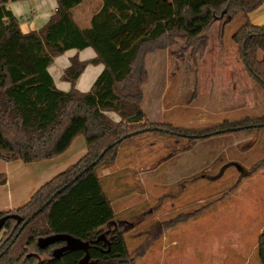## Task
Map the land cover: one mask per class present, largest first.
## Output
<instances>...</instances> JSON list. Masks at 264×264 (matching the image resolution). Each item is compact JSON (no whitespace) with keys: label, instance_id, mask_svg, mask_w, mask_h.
<instances>
[{"label":"trees","instance_id":"trees-1","mask_svg":"<svg viewBox=\"0 0 264 264\" xmlns=\"http://www.w3.org/2000/svg\"><path fill=\"white\" fill-rule=\"evenodd\" d=\"M13 1L20 0H0V159L49 160L80 135L86 152L41 184L26 202L0 212V218L7 214L22 218L20 222L8 218L0 229V264H132L124 230L115 226L112 201L97 172L100 165L115 162L118 146L155 131L202 139L264 128V115L225 119L200 129L143 120L146 56L180 42L196 63L209 45L207 31L217 24L221 41L226 26L241 15L243 22L233 32L232 43L249 77L264 93V26L248 20L264 0H101L87 27H80L73 17L83 0H56L43 27L26 32L8 6ZM89 47L95 57L72 56L62 75L70 88H57L48 70L54 57ZM89 64H102L103 69L82 92L75 82ZM108 112L119 119H111ZM137 112L140 119L127 122ZM262 167L264 159L249 171ZM5 181L6 175L0 173V185ZM201 208L178 215L173 223L201 213ZM256 253L264 264V228Z\"/></svg>","mask_w":264,"mask_h":264},{"label":"rangeland","instance_id":"rangeland-1","mask_svg":"<svg viewBox=\"0 0 264 264\" xmlns=\"http://www.w3.org/2000/svg\"><path fill=\"white\" fill-rule=\"evenodd\" d=\"M24 2L27 7L22 8L17 17L20 29L24 32L43 27L46 22L42 24L30 11L35 7L39 13L37 5L30 0ZM37 2L44 4V9L48 8L45 5L48 0ZM241 19V15L236 16L228 25V32H234ZM206 34L208 54L218 50V25L214 24ZM180 46L169 49V61L164 57L151 61L159 53L147 57L148 78L143 85L141 103L143 120L200 129L215 125L225 117L241 119L264 115V93L249 77L238 54L228 58L233 61L232 66L229 63L214 68L207 65L199 71L196 91L188 83L190 74L193 80L194 61L189 52H181ZM73 54L69 51L54 57L51 71L57 84L63 74L60 71ZM162 76L164 82L168 79L173 84L171 96L167 98V101L171 99L170 105L164 104L165 110L160 106L163 91L161 87L157 89L163 82ZM199 91H205L201 108L194 106ZM209 93L226 100L221 104L222 112L214 113L218 103L212 102ZM107 114L117 119L115 113ZM80 142L84 144L81 135L75 139L71 154L76 152ZM73 157L75 159L76 154ZM262 159L264 128L202 139L155 131L121 143L115 162L100 165L97 172L112 201L115 226L120 225L124 230L126 246L134 257L132 264H260L256 244L264 228V167L241 178L239 168L249 171ZM67 161V157H63L17 170L9 163L10 172H6L11 179V192L21 189L18 198L28 191L34 192L63 171ZM5 165L6 161L0 160V169ZM199 208L201 213L173 223L178 215Z\"/></svg>","mask_w":264,"mask_h":264},{"label":"crops","instance_id":"crops-1","mask_svg":"<svg viewBox=\"0 0 264 264\" xmlns=\"http://www.w3.org/2000/svg\"><path fill=\"white\" fill-rule=\"evenodd\" d=\"M24 1H27V0L13 1V2H9L8 3L9 8L11 9V11L13 12V14L16 17H18V15L21 12L22 8L27 7V4H24L26 2H24ZM30 1L31 2L33 1V3L36 4L37 8L39 9V13H37L38 10H36L35 7H33V8L31 7L30 11L34 14L33 17L40 18L42 20V24L47 22L49 17L53 14V12H54V10L56 8V0H48V4L47 3L45 4L46 6H48L47 9H44L43 8L44 4L41 5L40 2H37V0H30ZM100 6H101V0H83L73 10V17H74L75 22L80 27L89 26L90 18L92 16V14ZM248 20L253 25L264 26V2L256 10H254L253 12H251L249 14ZM242 22H243V20L241 19V23H239V24L241 25ZM19 26H20V24H19ZM38 29L39 28L35 27L33 29H30V30H38ZM24 32H26V31H24ZM232 32L233 31L228 32V25H227L226 28H225L224 35H223L221 41H219V39H218V43H219V45L217 47L218 50H212V53H208L207 54L206 53L207 49H206V52H205L204 56L199 58V59H197L196 63H194L193 80H192V77H191V74H190L189 77H188V83H190V85H192L193 89H195L196 91H197V88H198V87L196 88V86H197L196 84H197V81L199 80L198 73H199V71L201 72V70L204 67H206L207 65H210L209 67L214 68V67H217V66H221L223 63H229L230 65L233 63V61L231 59H228V58H232L233 55H237L238 54V50L235 47V45L232 43V39H229V38H231V36L233 34ZM228 35H230V37ZM176 45H181L180 47L182 49V44L180 42L177 43ZM176 45H174V46H176ZM69 51H72V53H75V54H73V55L68 57L67 65L64 66L63 69H62L63 71H60V72H64V69L69 64V59L72 56H74V55H77L80 60H86V59H90V58L95 57V52L90 47L89 48H85L83 50L70 49V50H67L66 52H69ZM169 52L170 51L168 49V50H162V51H156V52L150 53V54H148L146 56V60H147V57L149 55H153L155 53H159V54H158V56H154L153 58H151V61L152 60L156 61V59H158L160 57L161 58L164 57V58L168 59ZM181 52L183 54L186 53V51H184L183 49L181 50ZM83 53H86V54H83ZM146 60H145V65H146ZM167 61H169V59ZM51 65L48 67V70H49V72H50V74H51V76L53 78L55 86L57 88L61 89V90H68L70 88V84L62 79V75L63 74L60 75L61 76L60 77L61 82L59 84H57L55 82L54 76L52 75V71H51ZM89 66H92V67L88 69ZM57 69H59V68H56V71L59 73V71ZM102 69H103V65L102 64H96V65L89 64V65H87L85 67L84 71L82 72V74L76 80L75 88H77L78 90H80L82 92L89 90L91 85L93 84L95 78L97 77V75L100 73V71ZM88 70H90V73L86 74V72H88ZM162 77H163V82H164V80H165L164 76H162ZM219 78L222 81H224V79L222 77H219ZM220 79H219V82L221 81ZM184 81H185V78H184ZM163 82L161 83V86H158L157 89H160V87H161V90L163 91V94L161 92L162 96H161L160 106H164L163 110H165V105L164 104L170 105V100L171 99H169V101H167V98L171 96L173 84L170 83L168 79L164 83ZM210 83L212 84L213 82H210ZM207 84H208V82L206 83V85ZM211 88L215 89L216 87L211 85ZM197 94H198V96L196 97L194 106L201 108L200 106L203 105V99H204L205 91H199V92H197ZM209 97L212 99V102L214 100V101H216L218 103V105L215 106L217 111L214 112V113L222 112L221 109L224 108L223 102L225 103L226 100L223 101L221 96H219V98H217L216 95H211ZM245 100L247 102V101H249V98H245ZM221 104H223L222 107H221ZM161 111H162V109H161ZM118 119L119 118L117 116L116 120H118ZM225 119H227V117H225ZM225 119H222L221 121H223ZM168 120L169 119L167 118V121ZM229 120H236V119H229ZM221 121H219V122H221ZM158 122L159 121H156V123H158ZM75 139L71 143L70 147L64 153H62L61 155H59V156H57L55 158H52V159H49V160H44V161H46L45 163H49V162L51 163V162H54V161L59 160L61 158L63 159V157H67L68 161L65 163V166L68 167L69 165L74 163L76 160H78L81 156H83L85 154V152H86L85 142H84V144L82 142H80L78 144V149L76 150V152L75 153L73 152V154H71L72 153L71 149H72V146H73V143H74ZM74 154H76L75 159H73L74 158L73 157ZM0 160H2V159H0ZM6 163H7V165H5L2 169H0V173H4L6 175L5 183L0 185V212H6V211H10V210L15 209L19 205L23 204L22 203L23 200H24V202H26L29 199V197L32 195V193H33L32 191H28V193L25 196L22 195L20 198H18L21 195V193H20L21 189H18L17 192H14V191L11 192V189H12L11 186H10L11 179L8 178V174L6 172V171L10 170V164L9 163H12L11 167H13V169L16 168V170H17V169H25L26 167L29 168V167H32V166H36L39 163H41V161L33 162V163H23L21 161H10V162L6 161ZM67 167H65V168H67ZM8 172H10V171H8ZM20 181H21V179L18 178L17 183H18L19 186H21V184H22V183H20ZM30 192H31V194H30Z\"/></svg>","mask_w":264,"mask_h":264},{"label":"water","instance_id":"water-1","mask_svg":"<svg viewBox=\"0 0 264 264\" xmlns=\"http://www.w3.org/2000/svg\"><path fill=\"white\" fill-rule=\"evenodd\" d=\"M140 117H141V112H137L134 116L128 117V118H127V122L138 121V120L140 119ZM129 135H131V134H129ZM129 135H128V136H129ZM182 135H185V134H182ZM101 155H102V153L98 156V158H97L95 161H93V162L91 163V165H94V164L98 161V159L101 157ZM239 170H240V176H239V178H241V177L244 176V175H248V174L250 173V171H245V170L242 169V168H239ZM81 173H82V172L78 173V174L75 176V178L79 177V176L81 175ZM59 191H60V190H57V191L52 195V197H53L55 194H57ZM8 218H14V219H16V220L19 221V222L22 220V218H21L19 215H17V214H7V215H5V216H2V217L0 218V229L2 228V226H3L4 222L6 221V219H8ZM26 222H28V219L25 220L24 223H26ZM24 223H23V225H24ZM23 225H22V226H23ZM22 226H21V227H22Z\"/></svg>","mask_w":264,"mask_h":264}]
</instances>
